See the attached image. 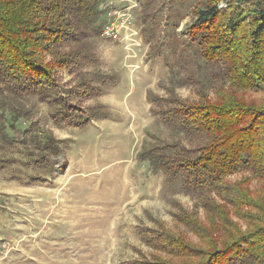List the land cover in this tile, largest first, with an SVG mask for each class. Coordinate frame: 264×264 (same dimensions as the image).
Wrapping results in <instances>:
<instances>
[{
    "label": "rangeland",
    "instance_id": "374dc122",
    "mask_svg": "<svg viewBox=\"0 0 264 264\" xmlns=\"http://www.w3.org/2000/svg\"><path fill=\"white\" fill-rule=\"evenodd\" d=\"M198 1L102 2L99 20L83 35L85 58L72 76L61 73L65 82L84 80L93 88L83 107L101 114L87 126H60L49 99L23 96L28 118L6 127L14 143L0 135V264L146 261L157 253L144 240L151 230L186 237L197 249L185 262H200L206 246L224 243L232 232L211 234V220L217 229L225 224L220 205L229 207V228L240 233L264 209V180L249 173L227 179L231 186L245 182L255 201L239 210L218 193L197 196L177 170L150 166L154 153L194 151L203 142L163 119L170 99L217 101L214 87L223 82L216 68L201 59L198 43L190 41ZM240 97L264 106V91ZM5 116L0 115L2 130ZM29 124L40 135L51 132L63 153L48 160L37 157L21 134ZM189 212L196 220L193 230L179 220Z\"/></svg>",
    "mask_w": 264,
    "mask_h": 264
},
{
    "label": "trees",
    "instance_id": "16d2710c",
    "mask_svg": "<svg viewBox=\"0 0 264 264\" xmlns=\"http://www.w3.org/2000/svg\"><path fill=\"white\" fill-rule=\"evenodd\" d=\"M103 1L0 0V115H6L8 122L0 129L2 139L14 143L6 127L13 128L28 118L22 101L26 95L49 99L58 109L53 119L60 126L83 128L101 114L83 107L93 88L84 80L65 82L61 73L72 76L85 58L83 35L99 20ZM222 2L226 7L220 8ZM192 13L190 41L198 43L201 59L216 68L223 82L214 87L217 101L170 99L163 119L177 122L181 132L203 142L194 151L182 148L180 152L154 153L150 166L154 171L181 172L185 185L197 196L218 193L239 210L255 206L245 182L231 186L227 179L249 173L264 180V106L240 97L264 91V0H199ZM35 127L29 124L21 134L25 142H32L37 157L48 160L50 155H61L63 150L53 134L40 135ZM220 207L225 211V224L219 225V231L211 220V234L226 229L232 232L220 247L214 243L206 246L200 262H185L197 249L186 237L151 230L144 233V240L157 253L150 260L132 264H176L173 257L185 258L179 264H264V209L240 233L229 228V207ZM192 213L179 220L193 230L196 220Z\"/></svg>",
    "mask_w": 264,
    "mask_h": 264
}]
</instances>
